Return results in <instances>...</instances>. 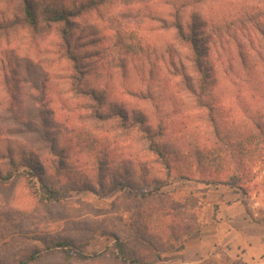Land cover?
Here are the masks:
<instances>
[{
    "label": "rangeland",
    "instance_id": "obj_1",
    "mask_svg": "<svg viewBox=\"0 0 264 264\" xmlns=\"http://www.w3.org/2000/svg\"><path fill=\"white\" fill-rule=\"evenodd\" d=\"M14 14L15 5L0 4V17ZM62 28L44 26L38 35L17 28L0 35V144L6 146L0 173H16L0 181V264H19L34 251L42 256L34 264H118L112 253L117 239L134 244L148 260L160 254L157 264H197L212 257L246 262L232 246L244 221L254 223L248 210L264 219V145L247 147L258 150L247 159L254 165L252 181L244 182L247 194L236 185L208 186L197 180L209 178L199 175L183 179L176 170L162 188L168 197L142 199L138 188L167 181L161 159L148 151L153 141L178 168L181 141L211 138L213 117L238 136L264 117V0H114L84 12L72 20L83 72L78 81L71 79L75 64L57 54ZM191 38L198 39L199 50ZM195 53L203 58L200 73L191 60ZM5 65L20 77L16 85ZM82 80L105 90L104 108L79 88ZM7 86H15L17 97ZM13 107L31 119L45 112L50 127L75 151L59 173L53 165L38 177L26 163L12 167L4 155L11 146L53 160L44 136L28 130L11 114ZM90 140L96 153L109 156L106 169L89 162L97 155L90 153ZM42 180L63 193L60 201L37 193ZM152 212L163 215V226ZM136 234L156 248L135 242ZM58 239L73 244L69 254L52 247Z\"/></svg>",
    "mask_w": 264,
    "mask_h": 264
},
{
    "label": "trees",
    "instance_id": "obj_2",
    "mask_svg": "<svg viewBox=\"0 0 264 264\" xmlns=\"http://www.w3.org/2000/svg\"><path fill=\"white\" fill-rule=\"evenodd\" d=\"M113 1L114 0H0V4L5 3L15 5L17 11H19V14H14V16L10 19L0 17V35L2 33L7 35L8 32L17 28H26L31 32V34L38 35L41 32V28H44V26L45 28L49 29L53 26L62 25L63 28L59 31L62 41L61 44L56 46L58 48L57 54L62 57L63 60L75 64V69L73 71L75 75L73 74L71 79L78 81L82 79L81 75L83 72L78 66L77 62L79 59L76 57L74 52L72 20L89 10L96 9L104 5H110L113 3ZM183 26L184 24L180 25V28L182 29ZM198 42V39L191 38L194 51H197L200 48ZM201 59L203 58L199 55V53H195V57L191 59L194 65L198 66L199 73L202 71L200 69V65L202 63ZM176 63L177 62H173V65L178 69L179 66H177ZM178 64L180 67L183 66L182 62L180 61H178ZM3 71L13 82L12 85H16L14 80L20 79V77L16 74L13 75V72L10 74L6 65L3 67ZM185 77L188 78L186 75ZM82 81L85 83L82 82L81 87L79 88L83 89L84 93H87L94 103L104 108V105L109 101L105 90H99L98 88L91 86L87 80ZM7 87L12 91V96L17 97L15 86ZM193 92L196 93L194 90ZM143 95L144 94L142 93L141 96ZM36 102L38 108L43 106L42 101L37 100ZM108 110L110 111V109ZM10 111L11 114L17 119L24 121V124L28 130H31L40 137L44 136L45 142H47L49 145V150L53 159L50 162H45V160L39 156L38 152V154H36L34 151L28 150L26 148L21 147V149H15L11 146L8 148V152H5L4 155H9L12 167L21 162L26 163L29 168V174H34L35 177H38L40 172H43L44 169H46L47 165H53L56 169V172L59 173L60 169L65 167L70 162V159L75 154V151L63 141V138L60 136V132L56 131L53 127H50L49 124H51V122L48 115H45V112H40V115H38L37 118L31 119L25 114H20L15 109V107L11 108ZM123 118L124 123L131 121V116L128 114L123 115ZM259 118V120H253L252 118L254 121V127L251 128L250 124V128L246 129L245 132L243 131L241 136H238L232 132L231 128L224 129L213 117L210 119L211 128L213 130L211 138H204L203 141L201 139L193 142H191V140L181 141L179 145V150L181 152V164L178 166V168H175L168 163L170 162L168 160L170 158L166 157L165 155L166 153H169L166 148L157 144L156 141L150 143L151 145L149 144L148 151L161 159V162L165 168L167 181L154 180L156 185L148 184L138 188V190L142 191V199H152L154 197L162 198L164 196L168 197L166 193L162 192V188L168 185V180L170 181L174 170H176L183 179L197 180L196 176L199 175L201 177L199 179L206 177L209 178V180H197L198 182L205 183L208 186L236 185L240 190L243 191L244 194H247L246 189L248 186H246V184L252 181L251 174L254 168L253 163H247V159H250V154L255 155V153H258V150H249L247 147H258L260 145H264V117ZM86 143L90 148V153L92 156L93 154H97L95 158L91 157L89 162L94 163L96 168L100 171L106 169L110 161L109 156H106V154L103 155V152L101 151L96 153L97 145L95 141L90 140L86 141ZM70 144L71 146L74 145V143ZM78 144L83 145L81 142ZM4 147L6 146L2 147L0 144V153ZM254 161L255 160L253 159V162ZM40 164H42V167H38ZM139 169L144 182H147V170L142 166ZM231 171H234V174H230ZM7 173V175L0 173V181L6 183L16 175L13 170H8ZM246 180L249 181H247L245 184L244 182ZM112 184L114 186L120 185L115 179H112ZM36 191L43 196L44 200L49 202H58L63 197V193L59 189H57L52 184H46L43 180L40 183L39 189H36ZM247 214L254 223L260 224L264 222V219L257 220L249 210L247 211ZM152 218H156L155 221L157 222L158 227L163 226L164 223L161 222L163 215H161L160 212H152ZM142 235L143 234H136L134 240L135 242L144 245L145 242ZM51 245L53 248L61 249L64 255L67 253L69 254V251L74 248L73 244L67 240H54L53 244L51 243ZM146 245L148 247L151 246L152 248H156V245L153 241H148ZM148 247H144V249H152ZM181 250H184V247H182ZM112 253L115 256V259L119 261L118 264H157L158 261H161L160 254L156 253L154 259L148 260L137 252L134 244H130L128 241H123L121 239L116 240L115 251ZM41 257V252L34 251L26 259L20 261L19 264H34L41 260ZM197 264L247 263L243 262L242 260H234L229 257L220 259L212 257L208 260H201Z\"/></svg>",
    "mask_w": 264,
    "mask_h": 264
},
{
    "label": "crops",
    "instance_id": "obj_3",
    "mask_svg": "<svg viewBox=\"0 0 264 264\" xmlns=\"http://www.w3.org/2000/svg\"><path fill=\"white\" fill-rule=\"evenodd\" d=\"M244 222L242 226L244 229L239 230L241 237H238L239 240L232 246L234 247L232 250L242 252L243 259L249 264H264V222L260 224L251 223L248 220ZM245 227L248 228L245 229ZM254 227H257V231L251 229ZM250 229L253 232H250Z\"/></svg>",
    "mask_w": 264,
    "mask_h": 264
}]
</instances>
